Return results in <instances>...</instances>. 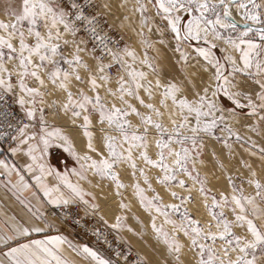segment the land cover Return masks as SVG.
Returning a JSON list of instances; mask_svg holds the SVG:
<instances>
[{
    "label": "snow or ice",
    "instance_id": "snow-or-ice-1",
    "mask_svg": "<svg viewBox=\"0 0 264 264\" xmlns=\"http://www.w3.org/2000/svg\"><path fill=\"white\" fill-rule=\"evenodd\" d=\"M86 3L87 0L85 3L79 0H21L19 8L6 9L7 20L0 19V99L6 93H15L18 86L17 103L24 108L30 120V123L15 127L16 135L11 139L16 146L10 151L29 158L30 162L25 166L28 172L33 173L38 190L47 197V203L57 207L83 202L97 209L98 204L85 199L89 196L94 201L95 197L84 190L80 181L87 179V173L91 172L101 179L114 181L119 194V189L127 185L122 183L116 169L124 164L130 166L133 175L139 171L151 187L146 168H138L135 152L146 165L161 171L159 183L169 186L170 191L172 181H176L181 188L186 186V181L179 179L181 173H186L193 181V187L199 184V192L214 224L202 225L200 220L190 215L186 203L194 200L191 188L187 196L171 191V195L179 197L181 203L165 204L159 193L149 198L139 179L134 185L140 202L147 210H154L164 217V222L158 226L157 217L153 216L152 228L157 240H162L169 255L174 257L175 264H183L181 255L185 245L179 238L181 232L190 241V247L197 250L198 264H264V181L257 171L251 163L244 162L250 173L247 183L255 188L253 194L246 193L243 186L229 177L231 194L221 193L217 199L206 187L207 176L202 177L196 168L198 162L203 164V160L198 161V158L203 156L205 141L209 138L226 145L232 153L233 145L229 139L234 137L236 141L250 143V155H257L252 150L257 147L256 141L241 136L235 125L245 115L256 117L249 128L264 135V0H135L131 12L140 14L139 34L145 48L143 57L128 46L123 50L110 48L107 37L101 34L97 16L86 13ZM104 7L109 6L105 4ZM150 9L155 10L154 16L150 15ZM234 12L241 17L240 21L236 20ZM157 18L159 24L156 23ZM149 25L155 27L161 37L166 32L171 34L175 41L174 51L179 53L182 66L187 67L192 60L197 64L203 60L200 67L208 73L203 87L197 88L192 76L185 74V80L193 89L191 96L182 82H162L156 59L148 54L157 43L150 40L144 31L145 28L148 33L153 31ZM82 31L103 46L101 55H95V45L89 52L87 41L79 36ZM30 40L33 42L30 43ZM194 41L197 42L195 47ZM217 41L223 42L224 51L228 53L223 62L213 51L218 47ZM201 42L206 47L199 46ZM158 43L165 44L167 41L160 39ZM68 46H71L72 52L65 54ZM82 53H88L95 61L94 65L84 59ZM106 56L109 58L107 63ZM13 63L14 67L10 68ZM115 65L119 66L116 73L118 86L113 88V77L109 73ZM143 66L150 71H144ZM150 75L155 78L149 79ZM31 80L36 81L37 86H30ZM74 81L86 85L88 90L78 87L74 92ZM49 84L66 94L65 102L58 106L65 113H71L73 124L82 118L80 128L87 137L86 147L89 152L98 153L99 159L88 153L81 155L71 137L62 129L49 131L44 105L45 96L50 93L42 90ZM141 91L153 101L159 93V107L154 102H147ZM133 99L148 111H141L131 102ZM95 113L99 115V123L107 125L103 137L106 155L98 152L94 133L90 130ZM10 114L0 113L5 117L6 129L13 128L7 120ZM133 114L139 118V124L131 121ZM152 129L156 131V159L148 151ZM113 132L117 134L113 135ZM3 135L8 136L9 133L5 131ZM56 148H63L77 161H82L79 170H71L78 177L75 183L67 171L61 172L49 163L48 157ZM258 153L264 165V147H259ZM216 159L219 167L225 169L226 165L219 156ZM0 169L9 176L15 173L19 177L17 183L12 184L16 192L33 187L15 164L0 159ZM49 177H54L56 182L50 184ZM43 204L39 200L36 205L29 204V220L13 222L9 231L0 232V244L8 249L3 253L4 259H0V264H73L64 255L62 246L65 244L88 259L89 264H115L102 251L87 244H73L62 235L30 239L33 233L46 231L38 221L47 222V227L52 226L42 210ZM182 205L185 207L181 220L171 219L167 209L178 212ZM122 206L129 207L127 204ZM226 207H231L234 220L227 218ZM125 219L117 217L111 227L120 229ZM165 224H171L172 230L166 229ZM236 227L244 228V234L234 231ZM96 235L99 238L103 234L97 232ZM21 239L26 242H20ZM209 240L211 243H207ZM218 240L223 241L220 247L216 246ZM11 242H15L14 247ZM144 264H148L147 259Z\"/></svg>",
    "mask_w": 264,
    "mask_h": 264
},
{
    "label": "rangeland",
    "instance_id": "rangeland-1",
    "mask_svg": "<svg viewBox=\"0 0 264 264\" xmlns=\"http://www.w3.org/2000/svg\"><path fill=\"white\" fill-rule=\"evenodd\" d=\"M103 12L104 17L107 19L112 31L119 38L123 45V49L125 46H128L130 49H134L136 53L143 57L145 48L142 44V37L139 34L141 30L140 25V14H132L131 8L135 3V0H97ZM259 2V0H258ZM21 4V0H0V19H8V14L6 9L8 8H19ZM107 4L109 7L105 8L104 5ZM155 10L150 9V15L154 16ZM128 17V19H125ZM156 23L159 24L160 21L157 18ZM149 27H153L149 25ZM145 33H147L148 37L152 41H156L155 47L148 51L150 57H154L156 59V63L159 66V76L162 82L175 81L177 83H183L186 87L187 93L189 96L192 95V87L188 81L185 80V74H190L192 76L193 81L195 82L197 88L203 87L207 82L208 73H205L200 64H203V60L201 59L200 64H197L195 60L189 62L187 67L182 66L180 62L179 53L174 51L175 41L172 39L170 33L166 32L163 37L155 30L153 27V31L148 33L147 28L144 29ZM160 39H164L167 41L165 44H160L158 41ZM30 43L33 41H29ZM218 47L213 50L215 55L221 58V62H223V58L228 55L227 52L224 51L225 45L223 42L217 41ZM197 46V42H193V47ZM199 46H205L202 42ZM89 52L92 50L90 46H87ZM65 54H69L72 52L71 46H68L65 50ZM191 51V49H189ZM84 59H86L90 64L95 63V61L88 55V53H82ZM95 55L99 56L97 53ZM10 68L14 67V63L9 65ZM137 67H141L137 65ZM119 68V67H118ZM119 70V69H118ZM144 71H150L147 66H143ZM86 75V73H82ZM154 75H150L149 79H154ZM13 83H16L15 77H13ZM30 86H37L36 81H29ZM118 85L116 83V79L113 78L112 87L116 88ZM78 87H85L86 85H80L78 82H73L72 90L74 92L77 91ZM46 91L45 96V117L50 120L51 123L56 124L59 123L65 129V131L73 137L74 143L77 145V149L83 155L88 153L92 155L94 158L99 159L98 153L89 152L87 145V137L83 135V130L80 128V124L82 123V118H78L76 123L73 124L71 113H65L62 108L58 105L63 104L66 100V94L58 90L52 85H47L46 89H42ZM89 94H93L89 92ZM101 94L103 95V90H101ZM141 95L144 96L147 102H154L159 107L160 95L157 93L155 100H150L146 93L141 91ZM109 99H111L109 97ZM133 104H136L141 111L147 112L148 110L143 108V106L139 105L136 100L131 101ZM56 107L62 116V119H58L52 109ZM56 110V109H54ZM247 111V110H245ZM39 114V113H38ZM39 117V115H37ZM133 124H139V118L134 114L130 117ZM166 122H167V118ZM93 125L90 129L94 133V144L98 149V152H102L105 155L107 154L106 145L103 140L105 135V130L107 129V125H101L99 123V115L98 113L92 115ZM256 121V117L243 116L240 120L239 124H236L235 127L239 131L241 136H244L246 139L251 138V140L256 141L257 147L252 149L257 152L256 156H251L249 153V148H251L250 143H243L236 141L235 138H230L229 143L233 145L232 153H229V150L226 145L217 141L215 138H209L205 141V147L203 151V156L198 158L203 160V164L199 162L196 165L197 170L200 172L201 176H207V184L206 187L211 190L212 194L219 196L221 193L223 194H231L232 190V182L229 180V177H232V180L238 185L243 186L246 190V193L253 194L255 192L254 185L250 186L247 183V179L250 175L249 170L244 167V162L247 161L252 164L253 169H255L259 175V177L264 181V165H262L261 160L259 159L258 148L264 147V135L253 132L250 130L249 125L254 124ZM36 124V122H35ZM38 125V124H37ZM113 135L117 133L113 132ZM219 134V133H217ZM156 136L155 129H152L150 132L149 140V155L153 158H157L158 149L155 146L154 138ZM126 147V145H125ZM178 147V146H176ZM134 156L137 158L138 168H146L148 176L151 178V187L147 183H145L143 176L140 175L139 171H137L136 175H133V170L129 165L124 164L121 167L117 168V172L120 174V180L123 184L127 185V187H122L119 189V194L117 193V189L115 186V182L110 179H101L98 175H93V181L96 176L99 177L100 181H105L104 186L109 188L111 185L113 186V200L116 201V204L113 206L105 205L102 201L103 211L107 215L112 216H123L126 219L122 222V227L120 228V232L122 231L125 234V241L129 246L137 248L147 259H149L150 264H175L174 257L169 255L166 246L163 244L162 240H157L154 229L152 228V219L153 216H156V223L159 226L164 222V217L155 213L153 210L149 212L147 208L140 202L139 196L136 194L134 185L139 179V182L143 188H145V194L151 198L156 193L162 197L163 202L165 204H180L179 197H173L171 195V191H176L180 193L181 196L189 195L188 189L191 188V196L194 197V200L187 201L186 207L189 209L190 215L193 218L201 221L202 225H207L209 222L215 223L212 219L208 207L204 204V197L199 192V184H196L193 187V181L187 176L186 173H181L179 179H184L186 181V186L181 188L176 181L170 182L171 191L169 190V186L162 185L159 183L158 177L162 175L161 171L153 166L146 165L145 162L139 159V153L135 152ZM219 156L220 160L226 165L225 169H221L219 167V162L216 157ZM92 181V183H93ZM112 182V183H111ZM91 183V184H92ZM93 185V184H92ZM100 185V184H99ZM152 189H155L153 191ZM130 194V195H129ZM132 196V197H131ZM133 198L138 206L142 209L144 214L136 213L131 205L129 198ZM211 201V197L209 196V202ZM127 204L129 207L125 208L122 205ZM264 206V205H262ZM113 207V208H112ZM184 205L181 206L178 212H174L171 208L167 209V211L171 214L170 218L179 222L184 213ZM113 209V210H112ZM115 212V213H114ZM225 213L229 220H234V214L231 211V207L225 208ZM116 218V217H115ZM58 225L65 228V230L70 231L61 220L58 218H51ZM171 224H165V228L169 231L172 230ZM215 230V229H213ZM238 234H244L245 229L242 227H236L233 229ZM121 232V233H122ZM135 237L139 240L140 245H136L131 237ZM179 238L181 242L185 245L183 249V253L181 255V260L183 264H198V255L197 250L190 247V241L187 237L183 235L181 232L179 234ZM207 243H211V241H207ZM223 241H217L216 246L220 247ZM142 245V247H141Z\"/></svg>",
    "mask_w": 264,
    "mask_h": 264
},
{
    "label": "built area",
    "instance_id": "built-area-1",
    "mask_svg": "<svg viewBox=\"0 0 264 264\" xmlns=\"http://www.w3.org/2000/svg\"><path fill=\"white\" fill-rule=\"evenodd\" d=\"M79 2L85 3V0H79ZM85 11L87 14L97 16L99 28L102 30L101 34L107 37L106 42L108 46L113 50H123L121 41L114 34L103 15L100 3L97 0H87ZM79 36L87 41V46H90V48H93L95 45L96 53L101 55L103 46L91 38L89 33L82 31ZM108 59L106 56L105 63L108 62ZM118 67V65H115L109 73L115 79ZM18 95L19 88L17 86L15 93H6L0 99V113L10 112L11 114L7 116V120L13 125L12 129H6L5 117L0 115V147H2L3 152L8 151L9 146L13 142L11 136L16 135L15 127L30 123L24 108L17 103ZM31 123L35 124V121ZM5 131L9 133L8 136L3 135ZM48 217L50 219L54 217L61 220L71 232L80 236L91 247L102 251L115 264H144L145 259H147L137 248L127 244L124 233L107 224L99 212L96 209H92L90 205L77 203L64 207H52L48 210ZM97 232L103 235L98 238ZM117 252L120 253L119 256L116 255ZM147 261L150 264L149 259Z\"/></svg>",
    "mask_w": 264,
    "mask_h": 264
},
{
    "label": "crops",
    "instance_id": "crops-1",
    "mask_svg": "<svg viewBox=\"0 0 264 264\" xmlns=\"http://www.w3.org/2000/svg\"><path fill=\"white\" fill-rule=\"evenodd\" d=\"M96 114V113H95ZM37 115H39L37 113ZM47 120V124L49 127V131H52L54 128H60L64 133L69 135L73 141V137L68 134L65 129L59 123L53 124L50 120ZM39 129V125H37V130ZM74 143V141H73ZM15 141L11 143L8 148V151H2V147H0V159L6 160L9 164H15L16 167L20 170L21 175L24 176L25 180L30 183L33 187L31 189L25 190L23 192H16L12 188V184L17 183L19 177L13 173L9 176L3 169H0V232L9 231L13 222L23 223L26 220L31 218V214L28 211V205H36L37 201H43V211L48 216V210L50 208L57 207L55 205H51L47 203V197L43 196L42 191L38 190V186L36 185L35 180L33 179V173L28 172L26 168V164L30 162L29 158L24 154L17 153L13 154L10 149L15 147ZM76 150L80 153L81 151L77 149V145L74 143ZM49 163L53 167H57L61 172L67 171L69 173V178L75 183L78 177L72 173V169L76 168L79 170L80 163L82 161H77L73 156H71L68 152L64 151L63 148L53 149L51 154L48 157ZM11 181V183H9ZM93 176H91V172L87 173V179L80 181L84 190L88 193H92L95 197L94 201L92 197L86 196L85 199L89 200L90 203H96L99 207L96 209L101 217L105 220V222L109 225L116 223L117 216L107 215L103 211V205L101 202V193H98L93 188ZM48 182L50 184L55 183L56 180L54 177H49ZM92 183V184H91ZM35 193V195H33ZM84 204L83 202H79ZM116 217V218H115ZM52 226L47 227V222L38 221L41 227H45L46 231L42 233H33L30 239H44L48 235H62L67 237L73 244L83 246L87 244L91 247L87 242H85L80 236L74 234L71 231L65 230L62 226L58 225L54 220L50 219ZM120 230V229H118ZM122 232V231H121ZM123 233V232H122ZM126 234V233H125ZM127 235V234H126ZM131 237V236H130ZM134 243L140 245V242L137 238L131 237ZM20 242H26L21 239ZM11 246H15V242H11ZM64 249V255L68 257L73 264H89V260L85 257L75 253L71 248L68 247L67 244L62 246ZM132 247V246H131ZM136 247V246H135ZM142 247V245H141ZM8 249L0 244V259H4L3 253Z\"/></svg>",
    "mask_w": 264,
    "mask_h": 264
},
{
    "label": "bare ground",
    "instance_id": "bare-ground-1",
    "mask_svg": "<svg viewBox=\"0 0 264 264\" xmlns=\"http://www.w3.org/2000/svg\"><path fill=\"white\" fill-rule=\"evenodd\" d=\"M234 16H235V18L238 20V21H240L241 20V17L239 16V14L238 13H235L234 12ZM54 109H56V110H54ZM52 111L55 113V115L57 116V118H59V119H62V116H61V114H60V111L56 108V107H54L53 109H52ZM104 183H105V181H100V179H99V177L98 176H96L95 178H94V181H93V188L98 192V193H101L100 195H101V201L105 204V205H107V206H109L110 207V205H114V204H116V201L118 200H116V201H114L113 200V198H115V197H113L114 195H113V184L111 185V187H109V188H107V187H105L104 186ZM112 183V182H111ZM100 184V185H99ZM130 195V194H129ZM132 197V196H131ZM129 198V200H130V202H131V205L133 206V209H134V211L136 212V213H141V214H144L143 213V211H142V209L138 206V204L136 203V201L133 199V198ZM113 208V207H112ZM113 210V209H112ZM115 213V212H114Z\"/></svg>",
    "mask_w": 264,
    "mask_h": 264
},
{
    "label": "water",
    "instance_id": "water-1",
    "mask_svg": "<svg viewBox=\"0 0 264 264\" xmlns=\"http://www.w3.org/2000/svg\"><path fill=\"white\" fill-rule=\"evenodd\" d=\"M237 20V19H236ZM238 21V20H237ZM117 171V170H116Z\"/></svg>",
    "mask_w": 264,
    "mask_h": 264
}]
</instances>
